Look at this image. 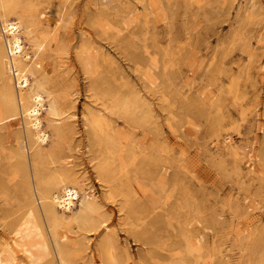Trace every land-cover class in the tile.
Segmentation results:
<instances>
[{
  "label": "rangeland",
  "instance_id": "obj_1",
  "mask_svg": "<svg viewBox=\"0 0 264 264\" xmlns=\"http://www.w3.org/2000/svg\"><path fill=\"white\" fill-rule=\"evenodd\" d=\"M1 2L30 25L27 46L46 40L36 62L50 139L31 147L23 114L2 121L0 104V251L15 247L24 214V141L48 180L70 163L102 206L84 225L59 209L70 264H105V240L115 264H264V0ZM50 100L66 118L60 135ZM15 253L11 264H31Z\"/></svg>",
  "mask_w": 264,
  "mask_h": 264
},
{
  "label": "bare ground",
  "instance_id": "obj_2",
  "mask_svg": "<svg viewBox=\"0 0 264 264\" xmlns=\"http://www.w3.org/2000/svg\"><path fill=\"white\" fill-rule=\"evenodd\" d=\"M6 6V3L1 2L0 0V104L2 106V121H10L12 118H15V116L22 113L27 129L26 133L29 142L31 143V147L33 143L34 146L36 145L40 147L44 144H47L50 139V135H48L46 132L47 130L45 131L44 128H42L40 117L43 113V109L46 107V83L43 80L37 79L38 64L36 62L37 56L46 47V40L35 37L33 39L27 40V42L29 41V46H27L24 36H27V39H29V37L32 35L33 32L30 29V25L22 24L19 19L13 20L8 18ZM54 29L55 28H53V30ZM53 30H51L49 33H51ZM31 51L33 52V57L30 55ZM88 61H86L87 65H84L87 66V69L89 70L91 68V63ZM90 72L92 73V71ZM131 101L133 102V100ZM48 106V113L53 117L51 121L54 124L55 131L58 135H60L62 134V129L58 125L66 118L62 116L63 112L58 107L55 100H50ZM120 106L123 110L129 108V105L125 104L124 102L120 103ZM44 110H46V108ZM116 110L117 109H115L114 112ZM93 138L90 139V144L92 146H95V143H102V140L99 139L101 137L97 138V141ZM103 138H105L103 141L106 145H109V143L111 144V142H113V140L109 141V139H106L105 134ZM24 144L25 142L21 141L20 147H18L19 149L17 151L19 156L18 167L20 169V177L23 183L21 188L22 192L20 191V199L22 200L20 208H23L22 210L24 211V214L20 216L16 224L13 225L15 247L13 245H9L8 243L6 246H4V250L0 251V264H11L15 258L11 253L14 254V252L17 254H24L28 262L31 264H39L41 262L45 264H70L68 252L62 245V238L65 239L67 235H62V237H59L57 232V228L61 226L62 222L67 220L63 214L67 212L72 213V218L74 221L84 225L87 222H93L92 220L95 211L101 209L102 206L96 200L91 190H84L82 188L80 189L74 184L75 182H72V177L68 171L69 167H71L70 163H66L63 167H60L58 171L55 172L56 177L52 173L55 178L54 180L50 178V180H48V177H46L44 174V171H47L43 170V163L41 164L39 159L40 154L37 152L34 157H32L30 166L28 161L29 158H27L25 153L27 152L26 150H28L27 145L25 149ZM111 147L112 146L106 148L107 150L103 148L107 151V157L103 155V159L105 160L100 159L98 166L99 172L104 178H109V176L112 175H109V166H111L109 165V157L110 154H112ZM86 151L88 150L86 149ZM42 156L44 155L42 154ZM49 162H53L51 161L50 157ZM49 162L46 164L49 165ZM51 163L50 165L53 166ZM45 168L46 167H44V169ZM47 170H49V168H47ZM38 202L41 204V206H38ZM76 205L77 208L75 209ZM59 209L63 210V214L59 212ZM91 224H89V226L95 225L94 223ZM91 228L93 229V227ZM46 229L49 231V234H51L50 237H52V239H50L52 242L48 238L49 234H47ZM102 246L104 255L106 256L105 264H115L114 257L109 250V240H105L102 243ZM19 264L24 263L20 262Z\"/></svg>",
  "mask_w": 264,
  "mask_h": 264
}]
</instances>
